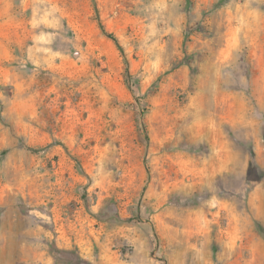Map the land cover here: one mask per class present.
Segmentation results:
<instances>
[{"label": "rangeland", "instance_id": "374dc122", "mask_svg": "<svg viewBox=\"0 0 264 264\" xmlns=\"http://www.w3.org/2000/svg\"><path fill=\"white\" fill-rule=\"evenodd\" d=\"M0 264H264V0H0Z\"/></svg>", "mask_w": 264, "mask_h": 264}, {"label": "trees", "instance_id": "16d2710c", "mask_svg": "<svg viewBox=\"0 0 264 264\" xmlns=\"http://www.w3.org/2000/svg\"><path fill=\"white\" fill-rule=\"evenodd\" d=\"M101 29H102L103 33H104L108 38H110V39H112V40L114 41V43L116 44V46L118 47V49L120 50V52L123 53V56H124L123 48H122V46L119 44V42H118L116 36H115L113 33L106 31L105 28L103 27V25H101ZM124 59H125V63H126V65L128 66V62H127V59H126L125 56H124Z\"/></svg>", "mask_w": 264, "mask_h": 264}]
</instances>
